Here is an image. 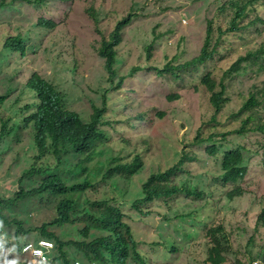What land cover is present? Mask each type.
Instances as JSON below:
<instances>
[{
	"label": "rangeland",
	"instance_id": "rangeland-1",
	"mask_svg": "<svg viewBox=\"0 0 264 264\" xmlns=\"http://www.w3.org/2000/svg\"><path fill=\"white\" fill-rule=\"evenodd\" d=\"M0 2L7 4L0 9V40L20 33L27 45L23 56L3 51L0 44V95H8L0 119L8 116L11 101L21 96L34 72L52 82L64 94L68 108L84 121H90L94 106L102 107L104 97L108 98L106 119L112 123L100 127L106 139L95 143L92 162L82 165V157L71 148L58 158L52 155L42 160L57 167L54 171L66 179L70 188L86 179L92 183L84 193L74 194L81 208L88 200H108L122 206L147 264H208V251L214 241L221 243L226 264L264 263V225L259 220L264 210V134L232 133L245 118L242 108L252 95L259 97L254 112L264 121V51L244 62L239 72L224 74L238 56L264 47V24L252 23L251 15L245 21L250 27L222 42L214 59L196 73L173 79L147 68L166 62L177 65L198 55L207 23L229 0H54L43 6L25 0ZM130 14L134 15L133 22L124 30V40L118 47L116 83L134 66L143 70L127 78L121 90L114 91L106 61L98 51L103 36ZM258 16L264 20V8ZM40 19L55 21L57 29L39 28ZM209 72L217 82L223 79L227 90L225 107L216 121L209 93L200 85L201 77ZM172 93L179 94V99L169 102L166 96ZM118 119L124 122L120 124ZM20 120L17 117L15 121ZM208 127H216L214 140L194 144L197 130L208 136ZM124 139L133 140L136 147L123 152L135 150L146 158L144 171L130 180L107 176L108 169L116 164L114 159L123 155L119 144ZM213 144L219 147L215 156L207 152ZM235 148L243 149L249 172L238 183L244 195L230 200L227 193L237 184L223 183L222 157ZM37 154L32 130L22 125L0 141V200L4 202L0 205V264H32L20 252V246L43 236L41 228L56 216L61 199L56 196L5 203L20 191L21 177ZM181 154L190 158L172 183L198 194L184 191L142 205L141 212L134 209L132 203L142 196L143 182L152 172L173 164ZM41 178H25L23 185L31 189ZM214 227H222L223 231L211 236ZM62 229L50 228L58 233ZM65 229L73 236L77 234L71 226ZM67 249L72 259L84 262L79 253ZM128 264L142 263L132 255Z\"/></svg>",
	"mask_w": 264,
	"mask_h": 264
},
{
	"label": "trees",
	"instance_id": "trees-1",
	"mask_svg": "<svg viewBox=\"0 0 264 264\" xmlns=\"http://www.w3.org/2000/svg\"><path fill=\"white\" fill-rule=\"evenodd\" d=\"M25 1L32 5L43 6L54 0ZM58 1L74 3L78 0ZM4 7H7V4L0 2V9ZM263 8L264 0H229L207 23L205 41L198 55L177 65L166 62L164 65L150 66L147 70L154 71L158 76H170L173 79H180L186 74L196 73L197 69L214 59L220 51L219 48L222 42L226 41L229 36L240 35L244 29L250 27V22L245 24V21L251 15H254L252 23L264 24V20L258 16L259 11ZM133 19V14L123 17L108 36H103L99 47V56L106 61L109 80L112 84H115L114 91L121 90L127 78H132L143 70V67L134 66L127 75L120 76L116 83L119 76L117 66L120 64L118 47L124 40V30L131 25ZM37 26L42 29H57L58 24L52 20L40 19ZM0 44H2L3 51L18 52L23 56L27 53L25 38L20 33L4 37L0 40ZM261 51H264V47L250 50L246 54L238 56L226 68L225 76L239 72L244 62L258 56V52ZM149 56L151 57V54ZM200 85L209 93L208 101L214 111L213 119L216 121V116L220 114L226 104L224 93L227 90L223 79L217 82L209 72L201 77ZM262 94L264 95V91ZM258 98L252 95L245 101L242 112L246 116L232 133L245 135L260 132L264 134V121L259 120L254 112L256 107H259ZM166 99L169 102L177 100L179 94H168ZM7 101V94L0 95V110ZM11 102L8 116H2L0 119V141L11 135L17 126L22 125L25 129L32 130L38 154L34 158L35 162L30 169L21 177L20 191L16 193L14 198L8 199L5 203H15L27 198L43 196L61 198L56 205L55 218L51 224H46L41 228L43 236L38 238H47L55 243V250L52 253L54 263L63 261L64 264H75V262L80 261L82 264H128L131 256L134 255L142 264H147L139 249V241L134 235L130 217L122 206L115 205L108 200L99 202L88 200L86 205L81 208L74 194L84 193L92 187V183L86 179L84 183L70 188L66 179L54 171L57 167H50L42 161L52 155L58 158L62 152L71 148L82 157V165L92 162L95 155L93 151L95 143L106 139V133L100 127L112 123L111 120L106 119L109 108L107 96L104 97L102 107L94 106L90 121H84L78 112L68 108L64 94L52 82L45 79L40 73L34 72L25 84L21 96ZM17 117L21 118L18 123L15 121ZM122 120L124 119H118V123H123ZM208 129L210 131L208 136L201 129L197 130L193 140L194 144L214 140L216 127H208ZM119 145L121 146L119 151L123 155L114 159L116 164L108 169L107 176L120 175L127 180L133 179L144 171L146 158L143 157L141 152L135 150H129V153L123 152L134 145L131 139H124ZM218 151L219 147L215 144L207 148V152L211 156L217 155ZM189 158V156L181 154L173 164L152 172L143 182V194L134 200L132 203L133 208L141 212L142 205L153 203L155 200H166L184 191L188 195L198 194L186 186H178L172 183V178L179 171H182L185 161ZM244 161L245 155L242 148L231 149L223 153V183L225 185L237 184L236 188L229 190L227 193L230 200L244 195L243 189L238 185L240 181L247 177L249 172L248 167L244 165ZM84 170H87V166L84 167ZM37 177H42L37 185L31 189L24 187L25 178ZM1 204H4L2 200H0ZM259 220L264 225V210ZM54 226L64 227V229L60 233L50 230ZM68 226L77 231L75 236L66 231L65 228ZM222 231V227H214L210 234L216 236ZM22 245L20 250H22ZM67 248L79 253L84 262L72 259ZM27 257L33 264L32 258ZM206 261L208 264H226L228 262L223 255L219 241H214L211 244ZM254 262L252 261L249 264Z\"/></svg>",
	"mask_w": 264,
	"mask_h": 264
},
{
	"label": "built area",
	"instance_id": "built-area-1",
	"mask_svg": "<svg viewBox=\"0 0 264 264\" xmlns=\"http://www.w3.org/2000/svg\"><path fill=\"white\" fill-rule=\"evenodd\" d=\"M22 253L30 256L34 264H55L52 259V253L55 250V243L47 238L27 241L22 245ZM75 264H82L80 261ZM253 264H263L261 261H255Z\"/></svg>",
	"mask_w": 264,
	"mask_h": 264
},
{
	"label": "clouds",
	"instance_id": "clouds-1",
	"mask_svg": "<svg viewBox=\"0 0 264 264\" xmlns=\"http://www.w3.org/2000/svg\"><path fill=\"white\" fill-rule=\"evenodd\" d=\"M21 253H22V250H21ZM23 254V253H22ZM23 255H25V254H23ZM34 264V263H33Z\"/></svg>",
	"mask_w": 264,
	"mask_h": 264
}]
</instances>
